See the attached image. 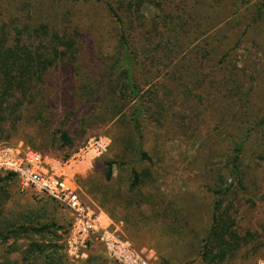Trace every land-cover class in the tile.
<instances>
[{"label": "trees", "instance_id": "16d2710c", "mask_svg": "<svg viewBox=\"0 0 264 264\" xmlns=\"http://www.w3.org/2000/svg\"><path fill=\"white\" fill-rule=\"evenodd\" d=\"M101 1L111 20V30L108 27L109 45L96 59V68L81 60L78 33L62 36L42 24L35 29H0V143L23 131L21 139L27 147L45 155L53 141L58 140L61 147L71 146L72 135L91 126L88 122L98 127L117 122L125 130L119 140L120 161L106 162L105 181L113 182L115 168L124 165L130 201L125 206L129 210L136 207L133 214L127 211L128 219L133 220L137 214L148 220L171 218L177 223L180 210L166 204L158 186L173 169L172 165H164L169 156L166 146L176 135L177 141L197 147L193 157L184 158L179 164H184V171L194 175L199 188L212 197L207 210L209 225L198 244L202 264L258 262L260 253H264V226L243 230L239 207L259 208L264 215V182L257 176L264 170V105L259 110L255 105L250 108L252 96H238L242 83L232 54L244 46L245 36L264 20V0L242 34L237 33L234 39L231 35H214L206 47L196 50L188 64L172 63L174 51L169 49L167 40H177L178 35L167 29L165 0H95L93 5L98 6ZM147 8L161 10L156 21L149 24L143 14ZM237 26L233 22L229 28ZM101 27L99 21L92 23L95 30ZM69 96L78 105L72 110L66 107L68 112L55 126L50 103L68 100ZM182 96L226 97L228 105L238 109L239 126L231 131L225 128L219 132L217 128V142L203 140V145L196 146L202 141V129L196 125L199 114L188 119L185 111L176 109L186 106L187 98ZM209 106L221 108L213 103ZM199 148H205L202 154ZM200 155L206 158L201 161ZM12 179L16 180L13 174L0 175V183ZM101 193L103 201L114 202L117 196L102 190ZM143 207L151 209L149 216ZM108 215L116 220L114 213ZM49 229L50 226L20 227L0 237L9 241L12 236L29 232L41 236ZM100 255L92 252L89 257L97 256L99 264L101 260L109 263ZM39 258L46 264L50 257L41 246L32 245L26 254L27 264H40ZM51 262L60 264L54 259ZM162 264L171 263L165 260Z\"/></svg>", "mask_w": 264, "mask_h": 264}, {"label": "rangeland", "instance_id": "374dc122", "mask_svg": "<svg viewBox=\"0 0 264 264\" xmlns=\"http://www.w3.org/2000/svg\"><path fill=\"white\" fill-rule=\"evenodd\" d=\"M94 2L95 0H0V29L3 26L8 30L24 26L35 29L42 24L49 25L62 36L78 33L81 36L79 37L81 60L88 67L96 68L98 66L96 59L102 55L101 52L107 51L109 45L108 27L111 20L103 10L105 7L102 1L98 6H94ZM260 2L261 0H165L164 12L168 14L167 29L173 32L172 35H178L177 40L174 37L167 40L169 49L174 51L175 59L172 63H190L196 50L206 47L207 41L216 34L227 37L231 35L234 39L237 33L242 32L249 20L254 18ZM97 10L100 11L96 15ZM160 13L161 10L153 8L143 11L148 24L156 21ZM98 21L102 27L95 30L92 28V23ZM233 22L239 24L236 29L229 28ZM244 40V46L232 54V63L238 68L237 73L242 83L241 93L238 96H252L250 108L255 105L259 110L264 105V20L257 28H253ZM57 79L56 82L63 81ZM182 97L187 98L186 106L176 109L185 111L188 119L199 114L196 125L202 129L199 137L202 141H198L196 146L203 145V140L210 143L212 139L217 142L218 139L215 137L217 128L220 132L221 129L226 128L231 131L232 128L239 126L238 109L228 105L226 97ZM210 103L215 106L220 105L221 108L214 109L213 106H209ZM50 104L52 114L55 116V126L68 112L69 109L66 107L72 110L78 105L73 96L58 103L51 101ZM88 124L91 126L86 125L81 128L77 136L72 135L71 146L61 147V143L56 140L46 150L48 153L45 155L50 160L68 162L66 178L68 186L78 189L88 201L92 202L91 204L105 212L107 216L108 213H114L116 217L113 221L114 229H118L137 250L145 251L151 264H162L165 260L170 261L171 264H202L197 254L198 244L203 237L204 229L209 225L207 210L212 197L199 188L194 175L184 171L185 165L179 164L184 158L193 157L197 147H189L177 141L176 135H173V139L166 146L169 156L168 164L166 163L164 167L172 165L173 169L158 186L164 192L166 204H173L180 210L179 221L175 223L171 218L148 220V217L143 218L137 214L134 215L133 220H129L127 211L133 214L136 207L132 206L129 210L125 206L126 202L130 201L127 193L128 173L124 165L115 168L113 182L108 184L105 181L106 162L120 161L119 140L125 130L117 122L107 127H98L91 122ZM30 126L35 127V125ZM175 129H178V126H175ZM22 133L23 131L13 135L10 140L1 142L0 146L22 144L26 148L28 145L21 139ZM204 150L205 148H199L200 154ZM205 158L206 156L200 155L201 161ZM257 176L264 182V170L258 172ZM101 190L116 194L115 201L113 202L112 199L111 202L105 199L103 201ZM198 205H200L199 210ZM181 207L186 210L182 211ZM143 208L149 216L151 209ZM239 210H241L239 223L243 230L253 231L260 225L264 226V215L260 213L259 208L254 210L239 207ZM44 226H50V229L41 236L29 232L17 235L18 237L12 236L9 241H3L0 237V264H27L26 254L32 245L41 246L43 253L49 254L50 258L46 264H52L53 259L60 264H99L96 261L99 254L106 258L103 250L98 248L92 251L97 256L71 260L65 245L70 227L69 211L46 196L36 194L30 187L23 189L15 179L0 183V235H5L15 228L40 229ZM172 227L181 231V234H176ZM260 256L261 259L253 264H264V253L262 255L260 253ZM37 261L40 264L44 263L41 258ZM101 261L102 264H113L110 261L109 263L105 260ZM235 264L250 263L238 261Z\"/></svg>", "mask_w": 264, "mask_h": 264}, {"label": "built area", "instance_id": "2783aa9c", "mask_svg": "<svg viewBox=\"0 0 264 264\" xmlns=\"http://www.w3.org/2000/svg\"><path fill=\"white\" fill-rule=\"evenodd\" d=\"M68 162H57L29 147L0 146V175H15L24 189L46 196L69 211L70 227L66 252L71 260L87 259L98 248L113 264H151L145 251H139L125 238L105 212L88 201L76 188L68 186Z\"/></svg>", "mask_w": 264, "mask_h": 264}]
</instances>
